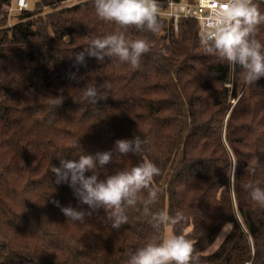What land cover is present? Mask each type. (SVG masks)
Instances as JSON below:
<instances>
[{"label": "trees", "instance_id": "1", "mask_svg": "<svg viewBox=\"0 0 264 264\" xmlns=\"http://www.w3.org/2000/svg\"><path fill=\"white\" fill-rule=\"evenodd\" d=\"M12 1L0 0V264H126L157 234L141 204L126 210L119 230L103 209L70 221L61 207L78 201L68 184L55 183L51 167L136 136L148 141L143 151L117 155L98 180L151 160L161 170L153 211L186 217L168 226L197 240L198 251L232 224L201 264H264V211L244 187H264V77L245 85L239 67L204 54L197 20L181 18L175 30L161 15L158 33L126 31L150 44L138 68L87 53L78 64L92 39L120 30L98 19L94 0H37L35 10L10 12ZM256 2L264 12V0ZM12 15L17 21L8 24ZM256 39L264 43V25ZM105 81V99L81 102V89Z\"/></svg>", "mask_w": 264, "mask_h": 264}, {"label": "clouds", "instance_id": "2", "mask_svg": "<svg viewBox=\"0 0 264 264\" xmlns=\"http://www.w3.org/2000/svg\"><path fill=\"white\" fill-rule=\"evenodd\" d=\"M209 14L200 23V40L204 54L227 61L233 69L239 67L245 85H254L264 77V43L256 39L259 26L264 25V12L256 0H206ZM98 19L114 23L119 31L92 39L84 52L76 55L78 64L85 63V53L103 62L105 57H117L121 62L133 68L140 66L141 58L151 51L145 38L128 39L126 31L134 26L138 31L158 33L161 22L157 0H94ZM71 79H77L75 73ZM111 83L105 81L87 84L81 89V102L96 105L107 97L105 94ZM63 103V97H56L54 106ZM79 138L71 147L79 149ZM146 138L136 136L132 140H117L114 149L98 151L95 155H80L78 160L61 159L60 167H51L55 174V183H66L72 188L79 207H61V211L70 221L83 223L86 217L103 209L111 228L119 230L127 222L126 210L141 204L156 235L142 246L136 248L126 264H201L205 252L195 248L197 240L187 234H177L168 225H176L186 217L170 215L166 210L153 211L160 198V189L154 184V178L161 174L160 168L151 160L118 170L105 180H98V171L112 163L117 155L143 151ZM236 166L229 169L232 181ZM91 172V175L86 173ZM258 210L264 211V187L258 183L244 185ZM146 193V195H145ZM54 203L59 205L58 201ZM87 206V209L84 206Z\"/></svg>", "mask_w": 264, "mask_h": 264}, {"label": "built area", "instance_id": "3", "mask_svg": "<svg viewBox=\"0 0 264 264\" xmlns=\"http://www.w3.org/2000/svg\"><path fill=\"white\" fill-rule=\"evenodd\" d=\"M158 14L168 17L173 21L175 30H178V23L181 18L197 20L200 24L202 19L209 14V7L206 0H169L164 6L157 1ZM30 9L28 0H15V3L9 7V11H22Z\"/></svg>", "mask_w": 264, "mask_h": 264}, {"label": "rangeland", "instance_id": "4", "mask_svg": "<svg viewBox=\"0 0 264 264\" xmlns=\"http://www.w3.org/2000/svg\"><path fill=\"white\" fill-rule=\"evenodd\" d=\"M29 1V5H30V10H35L34 6L37 0H28ZM77 0H68L67 2H65L62 5H71L76 3ZM12 3H15V0L12 1ZM17 15V14H16ZM16 15H12V16H8L9 20H8V24H14L17 20H16ZM231 225L232 224H227L225 225V227L222 229V231L220 232L219 236L217 237V239L215 240V242L209 246L204 252L206 254H210L213 253L219 246L220 244L223 242L224 238L227 236V234L229 233L230 229H231ZM167 228H171V226H166ZM25 264H36L34 262L28 261Z\"/></svg>", "mask_w": 264, "mask_h": 264}]
</instances>
